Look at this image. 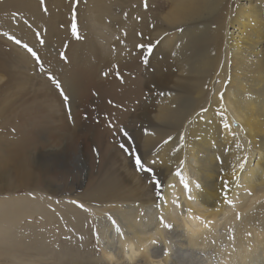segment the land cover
Returning a JSON list of instances; mask_svg holds the SVG:
<instances>
[{"label":"bare ground","instance_id":"bare-ground-1","mask_svg":"<svg viewBox=\"0 0 264 264\" xmlns=\"http://www.w3.org/2000/svg\"><path fill=\"white\" fill-rule=\"evenodd\" d=\"M167 1L169 9L159 16L160 23L157 14L124 21L126 16L113 14L112 3L89 2L87 12L94 13L88 14L90 31L83 41L75 42L66 69L60 71V83L72 105L88 107L83 112V132L77 128V133L69 136L71 154L79 149L81 134L87 138L89 132L88 141L107 149L97 166L88 157V149L85 151L86 164L91 162L97 175L91 174L84 194H75L73 186L71 195L60 194L59 201L50 199L48 192H32L0 205V216L7 211L11 219L13 208L26 217L42 215V221L28 234L18 233L22 220L0 224V238H4L0 247L8 254L0 264L24 263L32 261V256L39 257L34 260L36 264H121L127 256L147 264H167L170 245L161 216L182 232L178 243L198 254L214 252L215 264H264V0ZM42 2L46 12L40 0H0V34L8 32L36 46L37 32L57 33L49 37L48 45L61 48L68 32L65 25L59 29L60 19L55 18L66 17L70 3ZM46 14L53 16L49 22L43 19ZM142 30L170 49L177 67L173 69V64L166 62V69L172 65L167 73L172 76L175 70L180 72L176 81L181 83V93L177 92L178 85L172 84L159 95L160 101L150 98L159 104L157 108L153 107L157 104H141L148 90L140 81V73L144 75L141 60L126 58L140 44L137 32ZM117 36L118 40L114 39ZM108 52L111 56H105ZM137 53L141 54L139 50ZM26 59L21 49L7 48L0 42L2 65ZM116 65L125 81L110 71ZM106 71L107 77L103 75ZM166 77L160 78L162 83ZM92 103L100 116L90 109ZM202 107L208 111L197 117ZM76 113L77 124L81 118ZM224 121L230 128L224 127ZM109 122L125 128L134 140L128 141L119 132L113 135L116 130L109 128ZM17 140L23 141L24 136ZM121 143L126 147L135 144L131 151L140 153L146 162L158 161L155 172L162 187H154L149 182L151 174L145 172L141 175L151 190L122 176L125 167L135 166V160L128 154L127 166L119 167ZM244 158L241 171L238 163ZM177 168L194 199H188L189 190L175 175ZM233 168L238 179L233 178ZM127 171L132 177L136 174ZM24 173L29 175L31 170ZM221 177L230 182L228 198L234 206L220 194ZM160 191L163 198L157 196ZM94 231L101 245L100 257H90ZM112 231L117 238L114 246L108 244ZM160 242L164 250L154 254L152 249ZM209 264H214V259Z\"/></svg>","mask_w":264,"mask_h":264},{"label":"rangeland","instance_id":"rangeland-1","mask_svg":"<svg viewBox=\"0 0 264 264\" xmlns=\"http://www.w3.org/2000/svg\"><path fill=\"white\" fill-rule=\"evenodd\" d=\"M40 1L42 4V10L44 11V8L46 7L45 3H43L42 0ZM90 1L94 0H79L78 4L75 3L74 0H67V2L70 3L68 15L66 17L58 16L55 18V20L60 19V22L58 23L59 29L62 31L64 29L63 25H65L68 32V36L61 40V48L54 49L49 47V37L51 38L52 35H56L57 33H46L47 31L45 33L43 31L40 32L41 37L44 39L43 44L39 42L38 37L36 46H33L32 43H27L39 54L41 61H43L42 66H38V62L35 58L23 47L26 40L19 36H15L22 41V43L18 45L10 38L11 36L8 32H1L0 34V42L5 43L7 48L21 49L27 58L17 64L10 62V64L3 63L2 65L0 63V150H4V153H0V205L10 203L11 199L14 197L28 195L32 192H48L50 199L52 198L54 201H59L61 199L60 194H62V196L71 195L70 191L73 186L76 187L74 193L82 195L87 189H89L87 186L91 183V174L94 176L97 175V170L92 172L93 169L90 165L94 163L97 166L102 157H104V152L107 148L105 145L99 146L98 144L92 143L93 141H88L90 140L88 138V136L91 135L90 132L87 138L85 134H81L80 142L82 141L83 144L81 142L77 152H74L76 153L75 155H72L69 151V136L74 132L77 133V128H79V132H83L84 126H86L84 120H82L83 112L87 110L88 107L84 108L83 106H79V103L76 106L72 105L70 99L67 102L64 101L59 89L55 86L53 81L49 79V73H52V75L61 82L60 71L66 69L68 58L65 60L60 54L64 53L66 56L71 55L74 52L75 42L81 39L83 41L85 35L90 31L88 14H94L87 12L90 7H88ZM96 1H107L112 3V6L114 7L113 14L116 17L124 18L126 16L124 21H129L131 17L135 19L136 16H142L143 14H157V19H159V16L165 14L169 9V2L167 0H148L149 7L147 9L143 7V0ZM49 2H57V0H49ZM73 15H75L76 19L77 33H73L71 29ZM43 16V19L46 22H49L53 18L50 14ZM98 16L99 14L96 13V17ZM158 21L160 23V19ZM161 22L163 26H166L162 20ZM106 29H108V26ZM114 29L116 33H118L119 26H114ZM140 33H143V35L146 33L144 36H138L137 34L138 38L141 40L140 43L143 42L147 44L149 41L152 44L154 43L152 50L149 51L147 48L141 49L136 47L134 52L126 56V58L133 61L138 58L141 60L142 66L141 64L139 65L141 66V72H143L144 75L140 73V81L144 84V88H148L146 92L144 91L147 98L141 102V104H145L144 106L146 107L148 105L152 106L153 104H157V102L152 103L150 98L160 101L159 98H161V96L159 95L162 92H165L166 89L171 88L170 86L174 83V86L178 85L176 87L177 92L179 90L181 93V83L176 81V75L180 73L177 72L178 70H175V75L172 76L167 73L172 65L166 69V62H171V64H173V69L174 65L177 67L174 63V56L170 54V49L163 45V42L154 40L155 37H153L151 33L145 32V30H142ZM59 36L61 37L62 35L59 34ZM150 36L151 38H149ZM117 38L118 36L114 37V39L118 40ZM46 39L48 41H46ZM137 49L141 54L137 53ZM167 54L170 56H167ZM105 56H111V52L106 53ZM144 57H147V62L144 61ZM165 57H167V59H164ZM162 66L165 69H163ZM154 69L157 70L158 73L160 71V77ZM164 75H167V77L165 78V83H162L160 78H163ZM98 80L99 79H97V82ZM122 80L125 81L126 79L124 78ZM153 107L157 108L159 107V104ZM90 109L96 116L101 115L98 111V107L94 103L91 104ZM75 113L78 118H81L80 122L77 124V118H74ZM26 128L32 129L26 130ZM22 130L24 131V134L20 135ZM19 136H24L23 141L25 142L18 141L17 138ZM87 149L88 151H86ZM120 149L117 158H120L118 165L121 168L123 166L125 167V164L127 166L129 155L124 149ZM94 150H98L99 155H97ZM85 151L88 152V157L92 159V163L87 162L86 164L84 155ZM25 152H27L28 155H25ZM127 168L136 173L134 177L128 174ZM27 169L31 170L29 175H25L24 173ZM123 170L124 173L122 176H125V179L130 181L134 179V181L136 180V182H138L144 189H152L141 175L142 172L139 171L136 166H132V168L127 166ZM51 179H54L53 182H55L52 184L53 186H49L48 183ZM72 181L75 182L74 185H72ZM41 216L42 215L40 214L38 217V214L36 213L33 216L26 217L24 212L17 211L13 208L11 211L12 219L8 218V212L6 211L0 216V224L4 225V222L7 220H10L11 223L22 220L17 227V229H19L18 233L23 234L25 231L28 234L30 228H34L37 223L42 221L40 218ZM168 223H172L173 227L171 229L164 228L166 231L165 237L169 241V243H167L170 245L169 250L171 254L167 264H209L210 260L213 259L214 264L217 262V257L213 255L214 252H209L207 255L202 253L198 254L196 250L185 248L178 243L179 241L177 239H181L180 234L182 232L176 228V225L173 224V222L168 221ZM95 228L97 229V224L95 225ZM29 233L31 232L29 231ZM110 236L112 238L109 237L108 244L114 246L117 242L115 232L112 231ZM2 240H4V238H0V241ZM164 247V244L162 245L160 242L159 247H155V249L153 248L152 252L154 254H157L159 251L162 252ZM89 250L92 251L90 257L101 256V245L98 242V234L95 233V231ZM7 256L8 254L5 249L0 247V262L5 261ZM31 258L33 259L32 261L23 260L25 261L24 263L14 264H36V261L34 262V260L39 257L32 256ZM135 260L127 256L122 260L124 262L121 264H147L142 260H138V258Z\"/></svg>","mask_w":264,"mask_h":264},{"label":"snow or ice","instance_id":"snow-or-ice-1","mask_svg":"<svg viewBox=\"0 0 264 264\" xmlns=\"http://www.w3.org/2000/svg\"><path fill=\"white\" fill-rule=\"evenodd\" d=\"M74 2L78 4L79 0H74ZM143 7L145 9H147L149 7L148 0H143ZM44 11H47L46 7L44 8ZM71 29H72L73 33H77V24H76L75 15H73V20H72V23H71ZM36 35L39 38V42L41 44H43L44 43V39H43V37H41L40 33L37 32ZM125 35H127V33H125ZM138 35L143 36V33H138ZM10 38L18 45L22 43V41L20 39H17L14 35L11 36ZM23 47L35 58V60L38 62V66H42L43 61H41V58H40L39 54L37 53V51L34 50L32 47H30L27 43H24ZM136 47L141 48V49L147 48L149 51H151L152 48H153V44L149 41L147 44H145V43L137 44ZM60 55H61V57L63 59L67 60V56L64 53H61ZM144 61L147 62V57H144ZM41 70H43V69H41ZM113 70L115 72V75L122 80L123 77L120 74L119 66L116 65V66H114L113 69H110V71H113ZM103 75L108 76L109 72L106 71V72L103 73ZM49 79H51L53 81V83L55 84V86L59 89L61 95L63 96L64 101H66V102L69 101V96L64 93V90L61 87L60 81L54 75H52V73H49ZM223 99H224V93L221 92L220 93V100L223 101ZM207 111H208L207 107H202L200 109V112L197 113L196 115H197V117H199L201 114L206 113ZM220 115L223 118L224 114L220 113ZM224 127L226 129H228V128H230V125L226 121H224ZM109 128H112V129L116 130L115 132H113V135H115L116 132H119V133H122V135L128 141L132 140V137L129 135L128 131L125 128L120 127V126L115 125V124H112L111 122H109ZM145 132L147 133L146 129H145ZM171 139H172V137L169 136L168 140H171ZM168 140H165L164 143L166 144L168 142ZM120 147L122 149H124V151L127 154H129L130 156L134 157L135 166L137 167V169L139 171L151 174L149 182L153 183L154 187H162L161 180L158 178V174L155 172V165L158 162L157 160L154 159V160H152L150 162H146V161L142 160L140 153L131 151V149L137 147L135 144H128L127 147H126L124 143H121ZM94 151H96V154L99 155V151L98 150H94ZM245 164H246V158H244L242 161H240L238 163V167H239V169L241 171L244 169ZM232 171H233V178L234 179H238V174H237L236 168H233ZM175 175L180 178L181 183H183L184 187L189 190L188 199L189 200L194 199V197L191 195V188L189 187V183L184 179V177H183V175H182V173H181L179 168H177V170L175 172ZM221 179L223 181V186H222V188L220 190V194L224 198V201L227 204L234 206V201L228 198L230 182L229 181H224L223 177H221ZM157 196L163 198V192L162 191L157 192ZM79 206L81 208H84L83 204H80ZM189 211H191V210L189 209ZM239 215L240 214L238 213L237 214V218H239ZM160 223H161V226L164 227V228L171 229L173 227L172 224L166 223L164 221V217L163 216L160 217ZM113 224H115V221H113Z\"/></svg>","mask_w":264,"mask_h":264}]
</instances>
